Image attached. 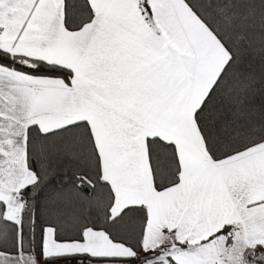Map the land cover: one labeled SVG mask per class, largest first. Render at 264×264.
I'll use <instances>...</instances> for the list:
<instances>
[{"label":"snow or ice","instance_id":"obj_1","mask_svg":"<svg viewBox=\"0 0 264 264\" xmlns=\"http://www.w3.org/2000/svg\"><path fill=\"white\" fill-rule=\"evenodd\" d=\"M0 264H264V0H0Z\"/></svg>","mask_w":264,"mask_h":264}]
</instances>
